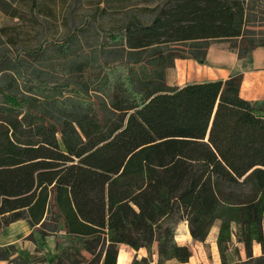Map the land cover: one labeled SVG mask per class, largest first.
I'll use <instances>...</instances> for the list:
<instances>
[{"label":"trees","instance_id":"1","mask_svg":"<svg viewBox=\"0 0 264 264\" xmlns=\"http://www.w3.org/2000/svg\"><path fill=\"white\" fill-rule=\"evenodd\" d=\"M27 1L37 20V1ZM0 10L21 17L8 0ZM155 11L152 21L130 16L98 29L90 85L31 80L22 95L0 90V234L20 220L42 239L64 233L69 244L51 264H116L122 245L148 252L131 264H151L154 246L158 264H180L192 252L176 242L178 225L205 243L218 224L222 264H264V106L240 97L242 74L174 87L166 80L175 59L206 64L213 42H232L244 60L264 40L248 29L245 0H166ZM89 23L63 39L44 34L15 62L49 47L68 55ZM110 46L120 59L106 60Z\"/></svg>","mask_w":264,"mask_h":264},{"label":"rangeland","instance_id":"2","mask_svg":"<svg viewBox=\"0 0 264 264\" xmlns=\"http://www.w3.org/2000/svg\"><path fill=\"white\" fill-rule=\"evenodd\" d=\"M36 1L37 20H33L30 2L27 0H8L12 9L19 10L21 17L11 19L4 15L0 20V29L1 27L8 29L7 32L0 34V58L5 52H10L12 55L0 64V90L10 94H24L25 87L31 80H46L58 86L75 80L90 85L93 77L99 74L98 48L103 36L99 34L98 29L115 30L125 25L130 16H135L142 21H152L156 14L155 10L166 0ZM245 2L249 12L248 29L259 33L257 38L264 40V0H245ZM87 16H90V23L86 30L78 35L68 55H59L57 51L49 47L44 55L22 54L15 62L18 56L16 51L19 48L36 50L44 34L56 40L63 39ZM231 45L232 42L216 41L211 44V47L217 57L223 53L236 54ZM107 49L104 53L106 60L121 58L122 50L118 46H110ZM251 53L242 60L241 69L244 71L249 67ZM166 76L168 83L174 86L201 82V78L205 77L200 71V64L190 58L175 59L173 66L166 70ZM64 94L66 97L73 95L71 92H64ZM182 226L183 224L179 229ZM217 226L218 224L210 230L212 239L213 230ZM56 238V243L57 240L60 243L57 251H61L69 244V239L64 233H59ZM256 254H260V250H257Z\"/></svg>","mask_w":264,"mask_h":264},{"label":"crops","instance_id":"3","mask_svg":"<svg viewBox=\"0 0 264 264\" xmlns=\"http://www.w3.org/2000/svg\"><path fill=\"white\" fill-rule=\"evenodd\" d=\"M4 15L0 10V20L3 19ZM249 59V67L244 71L241 69L242 60H238L237 54L228 55L227 53H223L216 57L211 47L206 58V64L200 65V71L205 76L201 78V83L203 81H217L218 79L226 80L232 77V75L242 74L243 80L240 87V97L258 106H264V47L254 50ZM167 84L171 87L174 86L168 83V80ZM181 224L183 226L179 229ZM181 224L176 232V242L178 245L188 246L192 252V256L188 260V263L180 264H222L218 247H216L218 226L213 230V239L209 231L205 243H197L189 233L188 223L184 221ZM28 237H32L33 239L29 240ZM56 239L54 236L46 239L40 238L38 231L34 230L24 220L12 223L0 234V252L2 251L9 256L7 261L0 258V264H11L12 260L21 259L27 262V264H51L58 254ZM10 247H13V249L11 250ZM239 247L242 249L241 256L244 259L243 248L240 245ZM153 249L151 264H158L157 249L155 246ZM119 250L116 264H131L134 259L140 260L148 257L146 249L135 251L122 245ZM257 250H260V254L258 255L256 254ZM260 255L261 247L254 245V256ZM165 264L178 263L169 261L165 262Z\"/></svg>","mask_w":264,"mask_h":264}]
</instances>
